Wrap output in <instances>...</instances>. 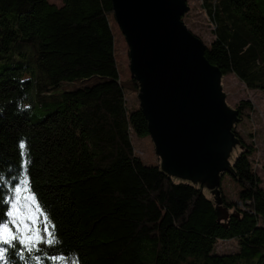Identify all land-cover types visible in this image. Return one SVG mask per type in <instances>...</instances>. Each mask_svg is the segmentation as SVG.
I'll return each instance as SVG.
<instances>
[{
  "label": "trees",
  "instance_id": "16d2710c",
  "mask_svg": "<svg viewBox=\"0 0 264 264\" xmlns=\"http://www.w3.org/2000/svg\"><path fill=\"white\" fill-rule=\"evenodd\" d=\"M201 4L207 59L264 93V0ZM112 14V0H0V221L20 196L39 209V234L49 238L47 225L56 241L31 252L19 240L0 245V264H264L254 147L234 125L239 151L222 175L240 188L235 200L221 196L227 218L199 185L145 163L132 136L150 134L149 123L128 105L127 89L140 85L120 79ZM253 108L241 101L238 117ZM226 240L237 249L218 251Z\"/></svg>",
  "mask_w": 264,
  "mask_h": 264
},
{
  "label": "water",
  "instance_id": "95a60500",
  "mask_svg": "<svg viewBox=\"0 0 264 264\" xmlns=\"http://www.w3.org/2000/svg\"><path fill=\"white\" fill-rule=\"evenodd\" d=\"M130 47L132 77L162 168L175 177L206 179L219 217L229 216L218 185L231 171L239 141L220 86L222 73L206 57V44L183 21L186 0H112ZM239 143V142H238Z\"/></svg>",
  "mask_w": 264,
  "mask_h": 264
},
{
  "label": "rangeland",
  "instance_id": "374dc122",
  "mask_svg": "<svg viewBox=\"0 0 264 264\" xmlns=\"http://www.w3.org/2000/svg\"><path fill=\"white\" fill-rule=\"evenodd\" d=\"M49 1L57 5H62V0ZM186 2L189 8L183 15L184 23L189 30L196 34L205 44L209 45L213 39L212 25L202 7L201 0H186ZM109 20L115 37V55L120 79L125 82L132 77L130 47L115 15H109ZM220 86L230 108H238V105L243 100H247L253 104L254 108L252 110H243L242 118L236 121L234 125L235 131L241 135L243 140L248 144H252L254 147V153L251 155V159L256 172L264 181V93L260 90L248 88L240 79L231 73L220 78ZM133 91L130 88L126 91L128 105L131 108L140 104L139 93H134ZM132 137L136 153L143 161L147 164L160 165L161 157L157 153L151 135L137 136L134 134ZM234 146L235 148L232 149L230 158L228 159L230 162L234 160L239 151V143L237 142ZM175 179L189 180L194 183L193 180L187 178L175 177ZM202 181L203 178L200 180L196 179L195 184L201 186ZM220 182L218 185L220 195L224 196L225 199L235 200L240 188L235 178L229 172H226L222 175ZM208 183L205 179L202 189L214 199L211 190L216 188V184L214 187L209 188L207 186ZM18 198L17 211L22 214L21 218L25 219V222L31 225L33 229H37L42 219L39 209L32 204L31 200L21 202L20 196ZM23 231V228H21V232ZM216 248L220 252L234 251L237 249V242L235 240L219 241Z\"/></svg>",
  "mask_w": 264,
  "mask_h": 264
},
{
  "label": "snow or ice",
  "instance_id": "6c2138e0",
  "mask_svg": "<svg viewBox=\"0 0 264 264\" xmlns=\"http://www.w3.org/2000/svg\"><path fill=\"white\" fill-rule=\"evenodd\" d=\"M21 148H24V145H20ZM22 185L27 184V180L21 182ZM22 190H27L26 188H14L15 193H19ZM25 199H28L25 197ZM34 200V197L32 198ZM11 207L13 209L12 212L7 213V216L11 217L12 219L8 222H2L0 221V245H10L15 246L12 244L14 240H19V243L21 245H24L29 252H31L33 249L36 251H42L41 248L38 247L41 243H47V244H53L56 243V241L52 238L53 233L48 231L47 225H45L44 231L48 233V239L45 241L44 237L39 234V230L33 229L31 225L27 224L25 222V219L21 218L22 214L18 213V204L13 199ZM45 219H47L45 217ZM10 225L12 227H10ZM21 228H23V232H21ZM15 229V230H13ZM8 249L4 247H0V260L6 259V253ZM38 259V257H37ZM57 259H64L63 257H53V260ZM73 264H76L75 261H73Z\"/></svg>",
  "mask_w": 264,
  "mask_h": 264
},
{
  "label": "flooded vegetation",
  "instance_id": "af4514ba",
  "mask_svg": "<svg viewBox=\"0 0 264 264\" xmlns=\"http://www.w3.org/2000/svg\"><path fill=\"white\" fill-rule=\"evenodd\" d=\"M240 119V118H239ZM239 140V139H238ZM238 142H240V141H238Z\"/></svg>",
  "mask_w": 264,
  "mask_h": 264
}]
</instances>
